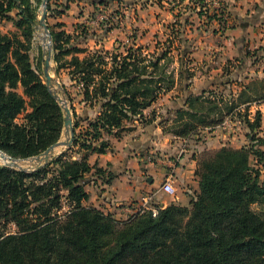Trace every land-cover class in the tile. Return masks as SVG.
<instances>
[{
    "label": "trees",
    "instance_id": "obj_1",
    "mask_svg": "<svg viewBox=\"0 0 264 264\" xmlns=\"http://www.w3.org/2000/svg\"><path fill=\"white\" fill-rule=\"evenodd\" d=\"M39 1L0 0V19L19 30L0 31V150L15 159L40 154L64 127L63 109L30 58ZM197 1L203 9L205 0ZM50 34L56 72L66 69L80 101L96 110L93 117L75 115L71 145L43 166L26 171L0 165V264H264L260 111L248 120V144L195 155L198 190L189 205L170 202L155 215L143 211L118 220L84 204L88 184H110L117 177L109 162L102 166L94 156L112 152L108 139L120 138L129 122L155 118L144 111L175 86L172 37L144 52L148 48L134 42L123 50H90L72 45L78 34L60 28ZM183 75L179 70L177 77ZM250 86L239 100L264 98ZM203 95L187 96L175 111V133L185 135L211 119L215 102Z\"/></svg>",
    "mask_w": 264,
    "mask_h": 264
},
{
    "label": "rangeland",
    "instance_id": "obj_2",
    "mask_svg": "<svg viewBox=\"0 0 264 264\" xmlns=\"http://www.w3.org/2000/svg\"><path fill=\"white\" fill-rule=\"evenodd\" d=\"M43 1H39L37 21L32 29L30 58L33 66H39L44 83L45 71L51 76L50 88L63 106L69 108L72 123L75 115L88 114L93 117L96 109L86 107L80 101L81 94L74 82L70 81L66 69L55 74L51 29L60 28L73 35L78 34L77 38L71 40L72 45L90 50H123V44L128 46L134 42L136 46H146L148 49L144 52H147L155 48L156 42L164 41L168 36L172 37L173 49L170 53L172 58L169 70L173 71L175 76V86L161 94L144 111L147 118L153 114L155 118L150 123L129 122L130 129L123 131L120 138L108 139L112 151H115L118 147L114 146L116 140L120 141L119 146H123L126 140L142 138L139 149L135 147L134 154L128 155V158L137 157L143 164L139 167V171L143 172L142 179H139L143 182L142 186L148 185L149 164L165 168L168 161L173 162L184 153H191L192 157H195L221 146L238 148L248 144V120L255 117L257 110L252 101L239 100V94L244 82L250 78L257 84H254L253 95L257 97L259 91L261 93V89L257 88L261 87L258 82L264 80V0H257L256 7L249 1L239 5L237 0H205L203 9L200 8L201 2L197 0H104V3H99L100 0H72L68 9L61 15H58L57 11L63 10L66 0L48 1L52 7L51 11L47 10V1ZM58 23L63 24L62 27H59ZM0 31L19 32L11 21L5 19H0ZM41 35L44 36L42 41ZM44 41L49 44L47 49L44 47ZM46 60L49 61L48 66L45 64ZM179 70L184 72L181 79L177 77ZM187 73L191 75L187 77ZM186 84L204 87L201 93L190 95L204 92L203 96L213 100L215 106L210 108L214 111L210 114L211 119L198 124L187 134L179 135L174 131L173 120L176 118L175 111L181 108L187 98L183 92ZM63 85L70 97L66 95ZM244 98L245 96L242 99ZM231 103L234 104L232 108L229 106ZM205 105H208L207 102H204L202 107ZM260 134L264 135L263 130ZM68 139L69 132L63 131L60 140ZM67 148L68 146L59 147L47 158L37 155L15 159L3 152L0 165L31 171ZM251 163H254L252 158ZM146 164L148 167H145ZM117 166L113 171L122 174V166ZM129 177L126 181L131 184L135 178L133 174ZM141 189L143 190L142 187ZM96 193L92 189L91 195ZM149 193L152 198L145 204L146 210L160 205L163 199H168L167 204L170 203V196L160 191L159 184L149 190ZM105 196L106 199L109 198V202L112 200L113 204L106 206L103 202L101 206L105 212H112L116 216H120L117 210L122 207L132 203L135 206L140 204L134 197L128 200L119 199L114 191H108ZM8 230L16 231L15 225L9 224Z\"/></svg>",
    "mask_w": 264,
    "mask_h": 264
},
{
    "label": "crops",
    "instance_id": "obj_3",
    "mask_svg": "<svg viewBox=\"0 0 264 264\" xmlns=\"http://www.w3.org/2000/svg\"><path fill=\"white\" fill-rule=\"evenodd\" d=\"M237 1L239 2L238 3L239 5L244 4L245 1L246 2L249 1L251 4H253V6L256 7L255 2L257 0H243V2L242 0H237ZM250 81L251 78L249 80L247 79L244 82L242 88H244V86L246 85H251L252 87H254V84L256 83ZM260 81L258 83H261V87L259 86L260 88L257 89L259 90L261 89V94H264V80H260ZM184 88L185 89H183L184 90L183 92H185L184 94L185 96H188L190 94L201 93L204 89V87L203 88L201 86L199 87L198 84H196L195 86H189L188 90H186V87ZM261 94L259 91V95ZM252 102L253 105L255 106V109L259 110L261 113L260 131L263 130L264 132V98L256 99ZM184 104L185 102L183 101L181 107H184ZM119 144L120 141L116 140L114 142V146L116 145L118 147L115 146L116 147V150L114 149L115 151L108 152L106 154L96 155L94 157L97 158L98 160L101 159L99 164L102 166H105L107 162L111 163V168H113V170L117 169L118 168L117 165L120 164V166H122V171H121L122 174L117 173V177L110 184H101L100 181H97L96 184H88L86 186V191L88 192L89 197L84 202L85 205L94 206L105 212L104 207L101 206L104 204L103 202H105L104 205L106 206L113 204L112 200L111 202H109V198L107 199L105 198L106 197L105 195L107 194L108 191H112V192L114 191V193H116V196L119 197V199L128 200L134 197V199L139 200V203H141L143 198L144 199L152 198V195L149 193V190H151L153 187L157 186L158 184L160 185L163 178L167 174L172 175L174 186L176 189V197L170 196L169 202H176L181 205H189L190 199L195 196L198 190V178L195 175L196 160H194V157H192L191 153H184L182 156H179L173 162L172 160L168 161V166H165V168H161L149 164L150 175L147 178L148 185L142 186L143 182H141V180L139 179L141 178V175H143L142 174L143 172L139 171V167L142 166L143 164L140 163L137 157L128 158V155L134 154L133 150L135 149V147H138L139 149L140 145L142 144V138L126 140L123 146H119ZM197 146L199 148V145ZM146 166L148 167L147 164L145 165V167ZM131 174H133L135 180L133 181V183L130 184L129 181L128 182L126 181V179L130 178L129 176ZM141 187L143 188V190L141 189ZM92 189H94L97 193L91 195ZM167 202L168 199L161 200L160 206H162V204L166 205ZM130 206L131 205L129 204V206L126 205L122 207L120 210H117L118 212L117 214L120 216H116L112 212H105V213H111L114 216V218L118 220H124L128 218L130 215H132V209L130 208Z\"/></svg>",
    "mask_w": 264,
    "mask_h": 264
},
{
    "label": "water",
    "instance_id": "obj_4",
    "mask_svg": "<svg viewBox=\"0 0 264 264\" xmlns=\"http://www.w3.org/2000/svg\"><path fill=\"white\" fill-rule=\"evenodd\" d=\"M47 0H44L43 2L45 3ZM42 19H45V11L43 12V16ZM48 54H51V50L48 51ZM46 66L49 65V61L46 60L45 61ZM56 74V71H55ZM45 78H46V86L48 87L49 91L53 94V96H55V98L57 99V101L60 103L62 109H63V113H64V127H63V131L64 133H68L69 132V139L68 140H58L57 142L53 143L52 145H50L47 149H45L43 152H41L38 155L44 156L45 158H47L53 151H55L56 149H58L59 147H69L72 143V139H73V123H72V119L70 118L69 114H70V110L67 107H64L63 104L59 101V99L57 98V96L53 93V91L50 88V84H51V76L49 75V73L47 71H45L44 73ZM61 153V152H60ZM60 153H57L56 155L52 156V158L56 157L57 155H59ZM0 156H4V153L0 150ZM37 156V155H36ZM51 158V159H52ZM50 159V160H51ZM48 162V161H47ZM46 162V163H47ZM43 166V165H42ZM41 167V166H40Z\"/></svg>",
    "mask_w": 264,
    "mask_h": 264
},
{
    "label": "built area",
    "instance_id": "obj_5",
    "mask_svg": "<svg viewBox=\"0 0 264 264\" xmlns=\"http://www.w3.org/2000/svg\"><path fill=\"white\" fill-rule=\"evenodd\" d=\"M160 186V191L167 194L168 196H171V197H176V189H175V186H174V181H173V177L172 175L170 174H167L161 184L159 185ZM150 198H143L141 203L138 204L137 206H135L133 203L130 204V208L132 209V213H138V212H143V211H151L152 214H156L158 208H160L161 206L158 205L156 207H153V208H149L148 210H146V206L145 204L147 203V201L149 200ZM133 205V206H132Z\"/></svg>",
    "mask_w": 264,
    "mask_h": 264
},
{
    "label": "bare ground",
    "instance_id": "obj_6",
    "mask_svg": "<svg viewBox=\"0 0 264 264\" xmlns=\"http://www.w3.org/2000/svg\"><path fill=\"white\" fill-rule=\"evenodd\" d=\"M40 36V35H39ZM41 36H43V35H41ZM44 39V36L42 37V39H40L41 41ZM48 43L46 42V41H44V47L47 49L48 48Z\"/></svg>",
    "mask_w": 264,
    "mask_h": 264
}]
</instances>
